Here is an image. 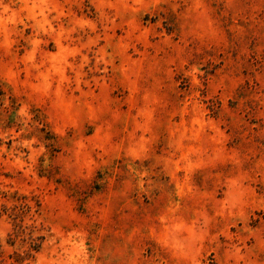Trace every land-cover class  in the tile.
I'll use <instances>...</instances> for the list:
<instances>
[{"label":"rangeland","instance_id":"obj_1","mask_svg":"<svg viewBox=\"0 0 264 264\" xmlns=\"http://www.w3.org/2000/svg\"><path fill=\"white\" fill-rule=\"evenodd\" d=\"M0 264H264V0H0Z\"/></svg>","mask_w":264,"mask_h":264}]
</instances>
